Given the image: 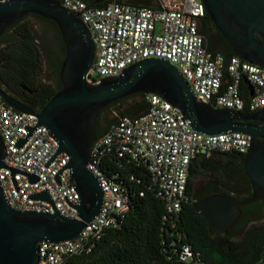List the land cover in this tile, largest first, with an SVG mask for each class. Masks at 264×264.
<instances>
[{"label": "built area", "instance_id": "built-area-1", "mask_svg": "<svg viewBox=\"0 0 264 264\" xmlns=\"http://www.w3.org/2000/svg\"><path fill=\"white\" fill-rule=\"evenodd\" d=\"M58 1L78 12L92 31L96 59L86 73L88 82L118 75L139 59L164 58L206 105L241 113L264 106V67L206 48L199 32L205 15L201 0H149L148 4L108 0L103 6L83 0ZM146 98L144 112L119 117L90 146L86 167L103 191L99 212L74 238L39 242L37 264H70L72 256L90 252L107 229L119 226L129 209V197L118 175L108 177L101 171L104 159L142 166L165 211L176 214L187 199L193 159L246 152L248 135L201 133L168 101L155 94H146ZM0 138L5 151L0 186L7 203L17 210L51 213L56 209L63 216L77 217L78 194L68 179V169H63L68 157L63 152L55 154L58 145L46 127L37 124L36 116L15 110L0 97ZM19 141L23 142L19 145ZM42 190L52 204L31 197ZM174 252L182 264H204L187 244Z\"/></svg>", "mask_w": 264, "mask_h": 264}, {"label": "water", "instance_id": "water-1", "mask_svg": "<svg viewBox=\"0 0 264 264\" xmlns=\"http://www.w3.org/2000/svg\"><path fill=\"white\" fill-rule=\"evenodd\" d=\"M98 0H94L97 2ZM205 12L234 55L264 67V0H201ZM33 13L57 27L65 54L59 69L61 87L33 109L0 87L2 100L17 111L36 116L68 160V179L78 194L77 217L17 210L5 200L0 186V264H37L39 242L74 238L100 210L103 191L86 163L96 138V117L112 101L134 93L155 94L175 106L189 125L204 134L226 131L249 136L243 169L251 189L247 196L213 192L197 201V208L215 233H226L241 216V207L264 201V106L249 114L213 108L199 101L178 69L164 58H143L118 75L86 80L96 59V44L89 25L78 12L58 0H0V35L19 18ZM23 141H19V145ZM5 151L0 138V168ZM14 171V170H13ZM30 179L34 177L30 176ZM52 204L47 191L31 195Z\"/></svg>", "mask_w": 264, "mask_h": 264}, {"label": "trees", "instance_id": "trees-1", "mask_svg": "<svg viewBox=\"0 0 264 264\" xmlns=\"http://www.w3.org/2000/svg\"><path fill=\"white\" fill-rule=\"evenodd\" d=\"M83 1L94 6H103L108 2ZM141 1L149 3V0ZM27 18H36L40 23L49 25L56 31L62 50L65 49L60 33L51 20L33 13L19 18L0 35V83L5 87L17 84L32 87L36 90L41 104H44L61 85L55 86L41 79L40 36L34 32ZM199 32L210 52L220 53L225 58L234 55L206 12L200 21ZM128 99L133 101L124 106ZM147 108L146 95L139 92L112 101L97 114L96 122L103 116L108 124L96 136L103 133L119 117L138 115ZM107 110L113 112V115L105 113ZM235 154L218 155L242 161L244 154L233 156ZM219 163L218 156H198L192 160L186 185L187 199L178 213L169 214L165 211L163 201L156 196L149 174L142 166L133 162L121 163L114 159H104L101 162V171L108 177L118 175L129 197V209L118 227L107 229L94 242L90 252L72 256L70 264H182L174 252L182 244L189 245L204 264H264V220L256 222L259 217H247L251 209L264 204V201L258 200L242 206L238 222L226 233L213 232L197 208L200 197L192 177L201 173L202 169H216L219 184L210 188L211 193L231 192L223 176V167ZM243 181L249 194L251 186L246 176ZM140 191L142 195H139ZM235 197L241 198L238 194ZM250 221L255 222L248 225Z\"/></svg>", "mask_w": 264, "mask_h": 264}, {"label": "flooded vegetation", "instance_id": "flooded-vegetation-1", "mask_svg": "<svg viewBox=\"0 0 264 264\" xmlns=\"http://www.w3.org/2000/svg\"><path fill=\"white\" fill-rule=\"evenodd\" d=\"M103 0H98L96 3H101ZM35 21L32 27L34 32L40 36V62L42 67L41 79L43 81L49 82L55 86L60 84L59 79V69L61 61L65 54L61 48L60 42L58 41V35L55 30L49 27V25L40 23L39 19L33 18ZM38 40H36L37 42ZM229 52L227 48L224 49ZM61 85V84H60ZM0 87L12 97L24 103L25 105L33 108L39 109L43 104L36 94V90L32 87L26 85H9L7 87L0 83ZM108 122L102 117H100L96 124V133L102 131L107 127ZM218 156L220 160L219 166L223 167L224 177L227 180V187L231 190L230 194L240 195L241 197L247 196L248 191L245 187L243 178L245 176L243 169V162L236 160L233 157L215 155ZM237 156V154L233 155ZM208 177L200 185L194 186L196 192L200 198L205 197L211 192L209 191L211 187H217L219 180L217 178L216 169H207ZM199 198V199H200ZM264 215V204L257 206L254 210L251 209L248 212L247 217H260Z\"/></svg>", "mask_w": 264, "mask_h": 264}, {"label": "rangeland", "instance_id": "rangeland-1", "mask_svg": "<svg viewBox=\"0 0 264 264\" xmlns=\"http://www.w3.org/2000/svg\"><path fill=\"white\" fill-rule=\"evenodd\" d=\"M27 21H29L30 25L33 27L36 20H34L33 18H27ZM132 101H133V99H128L127 101H125L124 106H127V103L132 102ZM111 111H112V108H111ZM111 111L110 110H107L105 113H108V114H112L113 115V112H111ZM207 177H208L207 170L206 169H202L201 173L196 174V175H194L192 177L193 185L195 187L198 186V185H200L204 180L207 179ZM263 220H264V215L263 216H260L259 219L256 220V222H261ZM253 222H255V221L248 222V225H250Z\"/></svg>", "mask_w": 264, "mask_h": 264}]
</instances>
